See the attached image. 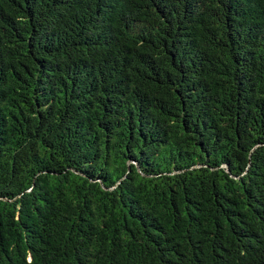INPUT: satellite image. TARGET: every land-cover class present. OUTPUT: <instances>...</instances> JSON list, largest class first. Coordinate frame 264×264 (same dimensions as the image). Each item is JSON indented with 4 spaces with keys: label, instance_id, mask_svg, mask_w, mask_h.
Listing matches in <instances>:
<instances>
[{
    "label": "trees",
    "instance_id": "obj_1",
    "mask_svg": "<svg viewBox=\"0 0 264 264\" xmlns=\"http://www.w3.org/2000/svg\"><path fill=\"white\" fill-rule=\"evenodd\" d=\"M0 264H264V0H0Z\"/></svg>",
    "mask_w": 264,
    "mask_h": 264
}]
</instances>
